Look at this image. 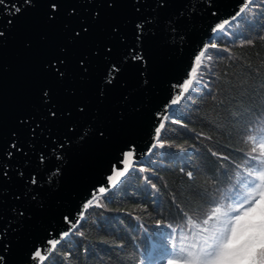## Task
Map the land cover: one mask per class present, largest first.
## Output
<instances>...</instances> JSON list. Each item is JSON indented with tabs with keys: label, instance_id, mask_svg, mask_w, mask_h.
Segmentation results:
<instances>
[{
	"label": "water",
	"instance_id": "95a60500",
	"mask_svg": "<svg viewBox=\"0 0 264 264\" xmlns=\"http://www.w3.org/2000/svg\"><path fill=\"white\" fill-rule=\"evenodd\" d=\"M244 2L167 0L165 8L154 11L156 0H116L113 7H109V0H61L60 14L49 19L48 0H38L35 9L24 13L6 31L0 39V160L14 139L12 133L27 139L28 131L45 113V89H51L52 103L65 116L37 128V151L48 139L44 133L49 129L53 136L63 137L69 124L77 125L73 136L90 126L88 137L79 143L74 138L72 145L66 146L62 163L51 154L46 166L38 163L37 153L14 158V163L37 172L38 178L46 177L48 170L57 166L62 168L63 177L55 187L41 191L35 201L28 196L16 199L25 187L15 175V167L10 172L12 180L0 182V227L11 223L16 228L15 233L10 230L5 236V241L12 245L9 264H31L27 260L29 253L36 245H43L49 231L55 233L65 228L62 215L79 210L80 202L94 185L104 181L110 162L115 161L126 144L134 143L138 152L147 151L154 126L159 122L156 114L169 101L171 86L186 76L201 46L214 39L211 26L234 15ZM72 8L76 11L69 15ZM182 11L185 16L176 24L179 31L170 33L165 21ZM95 12L100 13L98 18L94 17ZM149 15L158 17L155 35H150L144 44L149 84L142 85L139 68L129 64L115 86H109L106 97H100L99 83L105 64L102 56L93 53L99 49L103 54L106 46L112 45L113 54L118 55L121 34L127 35L128 45H134V21ZM88 26L89 31L83 33L82 29ZM77 31H81V36H75ZM59 58L66 60L67 74L58 81L45 65ZM82 59L92 65L87 74L80 67ZM81 106L83 112H79ZM26 116L35 119L21 125ZM100 132H104L103 137ZM48 146L51 148V144ZM14 208L25 210V217L14 219Z\"/></svg>",
	"mask_w": 264,
	"mask_h": 264
},
{
	"label": "snow or ice",
	"instance_id": "6c2138e0",
	"mask_svg": "<svg viewBox=\"0 0 264 264\" xmlns=\"http://www.w3.org/2000/svg\"><path fill=\"white\" fill-rule=\"evenodd\" d=\"M37 2L38 0H0V39L5 37L6 31H10L13 28L19 17L35 9ZM115 4L116 0H109V7H113ZM166 6L167 0H156V9L154 11ZM48 7L50 8L49 19H55L61 12V0H48ZM75 11L76 9L72 8L69 11V15L74 14ZM139 11L140 9H137V12ZM212 14L216 15V13ZM99 15V12L94 13L96 18ZM183 16H185V13L182 11L176 18L165 21V26L170 33L179 31L176 24L180 17ZM157 20V16L150 15L141 16L135 20L133 24L135 43L134 45H128L127 35L121 34L119 39L123 51L120 49L118 55L113 54L112 45L106 46L103 54H101L99 49L95 50L93 55L102 56L105 64L99 83L100 97H106L109 86H115L117 80L122 76L123 69L129 64L139 68L142 85L149 84V60L145 54L144 44L150 35H155L154 28ZM239 21L245 24L256 21L260 23L261 29L264 31V23H261V21H264V3L258 4L256 0H245L234 15L223 19L222 22L215 23L211 26L210 31L215 39H222L230 36L232 26ZM89 27H84L82 32L86 34L89 31ZM114 32L118 33L119 29H114ZM75 36H81V31H77ZM180 39L183 40L184 36H181ZM260 39L264 40V34L260 36ZM246 44L251 45L253 42L251 40H242L239 46L243 47ZM210 50H217L218 52L229 51L226 48L222 49L218 43L213 41L205 42L201 46L198 54L194 56L193 64L187 70L186 76L178 84L171 86L172 94L169 101L156 114V119L159 122L154 126L152 141L147 151L138 152L134 143L126 144L115 161L110 162L108 174H106L104 181L94 185L89 190L88 195L80 202L78 205L79 210L62 215V222L65 228L55 233L49 231L43 245H36L29 253L27 260L31 264H57L58 246H61L71 236L79 235L83 237L84 232L81 229L86 223L89 210L105 206L100 203L98 197H103L105 202H110L113 194L122 189L129 179L133 178L134 173L148 171V162L144 159L146 156H150L157 149H164L165 147L174 146L184 150L183 145H174L162 137L167 136L165 129L168 124L180 125L182 128L191 131L183 120L170 119V116H176L182 103L191 102L188 100L190 95L201 93L202 91H210L202 79L209 72H211L213 77L216 76V73L212 71V65L204 60L206 53H209ZM61 51L64 52L65 49H61ZM207 59L211 61V55H208ZM79 64L86 74L92 70L91 63L86 60H80ZM45 69L56 80H62L67 74L66 60L64 58L53 59L49 64L45 65ZM50 92L51 89L43 91L42 99L46 111L28 131V138L25 139L18 133L13 132L14 139L10 142L8 149L4 151L3 159L0 160V182L12 180L10 172L13 167L18 169L15 173L17 178L24 182L25 190L16 196L17 200L25 196L30 197L33 201L37 200L40 192L46 187H55L57 180L63 177V170L60 166H57L49 169L46 177L38 178L39 174L37 172L28 171L26 166L14 163L16 156L27 157L30 152L37 153L38 163L41 166H46V162L50 158L49 154H51L56 161L62 163L65 161L66 146L70 147L74 138L79 143L88 137V128L90 126H85L78 135L73 136L72 134L76 133L77 125L75 123L69 124L67 133L63 137L53 136L51 129H49L44 133L48 139L37 151L35 141L37 128H40L41 124L46 121H58L65 116V113L59 111L57 104L52 103L53 97ZM83 111L84 107H79V112ZM71 115V113H67L68 117H71ZM34 119L32 116H26L21 119L20 123L23 125ZM41 131L44 132V129H41ZM99 135L103 137L104 132H100ZM198 136L207 140L212 139L211 136H207L205 133H199ZM22 139H24V143H21ZM248 140L253 141L254 144L256 143L251 136L248 137ZM25 143H27V150H25ZM49 144H51V148H49ZM258 149L261 154L252 156L251 153H256ZM251 153L247 154L246 163L249 164L248 167L236 171L233 176L226 175L224 181L214 183L212 191H206V198L211 207L204 213L206 218L201 221L203 227L200 228V225H196L197 228H200L196 242L190 246V249L177 247L175 243H172L170 256L165 258V264H213V261L221 255L224 256L228 264H237L250 250L259 233L264 230V217L261 219H256L255 217L257 211H264V142L252 147ZM211 154L217 156L215 152ZM228 159L227 156L218 157V160L227 161ZM180 171L188 180L194 179L192 170L185 172L181 168ZM142 178L147 181L152 189L157 188V185L152 183L148 177ZM0 191H3V189L0 188ZM13 212L17 213L14 219H23L25 217V210L23 209L14 208ZM169 227L171 228V226ZM10 230L13 233L16 232V228L11 223L0 227V264H9L7 258L11 255L12 245L9 240L5 241V236ZM84 252H88V249L85 248ZM64 255L65 257H71L72 253L68 252Z\"/></svg>",
	"mask_w": 264,
	"mask_h": 264
},
{
	"label": "trees",
	"instance_id": "16d2710c",
	"mask_svg": "<svg viewBox=\"0 0 264 264\" xmlns=\"http://www.w3.org/2000/svg\"><path fill=\"white\" fill-rule=\"evenodd\" d=\"M262 34L260 23L239 21L232 26L230 36L214 37L213 42L229 51L206 53L204 60L216 73L215 77L209 72L202 78L210 91L190 95L191 102L182 103L176 116H170L183 120L191 131L168 124L167 136L162 137L183 145L184 150L174 146L157 149L145 158L148 171L134 173L110 202L98 197L105 206L89 210L81 229L83 237L71 236L58 246L57 264H165L172 243L190 249L203 227L204 213L211 207L206 191H212L214 183L224 181L226 175L248 167L247 154L264 142ZM242 40L253 44L241 47ZM199 133L212 139L199 137ZM260 154L259 149L251 153ZM219 156L229 159L218 160ZM181 168L192 170L194 179L188 180ZM145 176L156 189L142 178ZM68 252L71 257H65Z\"/></svg>",
	"mask_w": 264,
	"mask_h": 264
},
{
	"label": "clouds",
	"instance_id": "9594fccd",
	"mask_svg": "<svg viewBox=\"0 0 264 264\" xmlns=\"http://www.w3.org/2000/svg\"><path fill=\"white\" fill-rule=\"evenodd\" d=\"M256 219L264 217V211L255 213ZM213 264H228L223 255L218 257ZM237 264H264V230H262L257 239L253 242L250 250L240 259Z\"/></svg>",
	"mask_w": 264,
	"mask_h": 264
},
{
	"label": "rangeland",
	"instance_id": "374dc122",
	"mask_svg": "<svg viewBox=\"0 0 264 264\" xmlns=\"http://www.w3.org/2000/svg\"><path fill=\"white\" fill-rule=\"evenodd\" d=\"M154 251H155V250H153V251L151 252V253H152V256L154 255Z\"/></svg>",
	"mask_w": 264,
	"mask_h": 264
}]
</instances>
